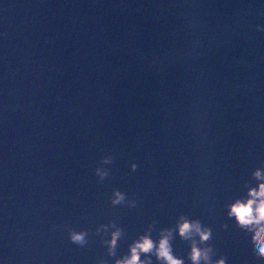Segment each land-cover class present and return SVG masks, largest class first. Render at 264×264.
Returning <instances> with one entry per match:
<instances>
[{
	"label": "water",
	"instance_id": "95a60500",
	"mask_svg": "<svg viewBox=\"0 0 264 264\" xmlns=\"http://www.w3.org/2000/svg\"><path fill=\"white\" fill-rule=\"evenodd\" d=\"M260 183L264 0H0V264H264Z\"/></svg>",
	"mask_w": 264,
	"mask_h": 264
},
{
	"label": "clouds",
	"instance_id": "9594fccd",
	"mask_svg": "<svg viewBox=\"0 0 264 264\" xmlns=\"http://www.w3.org/2000/svg\"><path fill=\"white\" fill-rule=\"evenodd\" d=\"M101 176L105 173L100 172ZM257 177L261 174L259 171L255 173ZM123 199L122 195L117 192L113 203L120 202ZM229 215L235 217L237 223L241 226H255L254 236L257 244L258 253L264 256V183H260L258 188L249 189V198L240 201L236 200L229 205ZM177 231L181 237H187L192 231H195L201 240L209 238V231L207 229L201 230L198 222H189L186 219H181ZM118 231L112 234V239L109 242L111 245L115 244ZM70 239L78 244L84 243V234L72 232ZM153 250V242L147 236L134 243L130 249V257L123 261H118L117 264H143L138 259L139 252H150ZM157 258H162L166 264H182L181 260L172 256L168 242V234L162 235L155 248ZM190 258L193 264H196L200 259L207 261V250L198 249L195 245L192 246ZM217 264H223V261H217Z\"/></svg>",
	"mask_w": 264,
	"mask_h": 264
}]
</instances>
